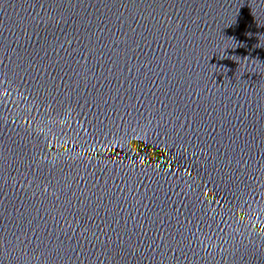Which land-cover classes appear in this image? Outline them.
Segmentation results:
<instances>
[{
  "label": "water",
  "instance_id": "water-1",
  "mask_svg": "<svg viewBox=\"0 0 264 264\" xmlns=\"http://www.w3.org/2000/svg\"><path fill=\"white\" fill-rule=\"evenodd\" d=\"M0 264H264V0H0Z\"/></svg>",
  "mask_w": 264,
  "mask_h": 264
}]
</instances>
